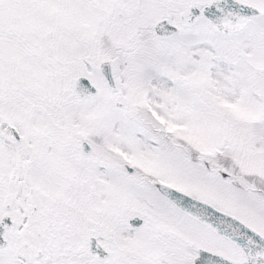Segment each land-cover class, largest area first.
Segmentation results:
<instances>
[{"label": "snow or ice", "instance_id": "obj_1", "mask_svg": "<svg viewBox=\"0 0 264 264\" xmlns=\"http://www.w3.org/2000/svg\"><path fill=\"white\" fill-rule=\"evenodd\" d=\"M0 264H264V0H0Z\"/></svg>", "mask_w": 264, "mask_h": 264}]
</instances>
